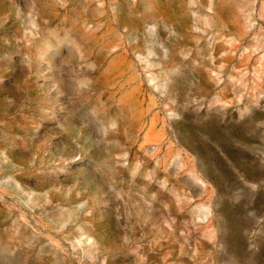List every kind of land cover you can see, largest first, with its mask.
<instances>
[{"label":"rangeland","instance_id":"1","mask_svg":"<svg viewBox=\"0 0 264 264\" xmlns=\"http://www.w3.org/2000/svg\"><path fill=\"white\" fill-rule=\"evenodd\" d=\"M0 264H264V0H0Z\"/></svg>","mask_w":264,"mask_h":264}]
</instances>
